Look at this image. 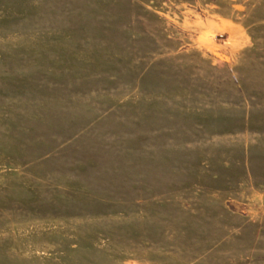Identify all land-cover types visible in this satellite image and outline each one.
I'll return each instance as SVG.
<instances>
[{"label":"rangeland","instance_id":"rangeland-1","mask_svg":"<svg viewBox=\"0 0 264 264\" xmlns=\"http://www.w3.org/2000/svg\"><path fill=\"white\" fill-rule=\"evenodd\" d=\"M0 264H264V0H0Z\"/></svg>","mask_w":264,"mask_h":264}]
</instances>
